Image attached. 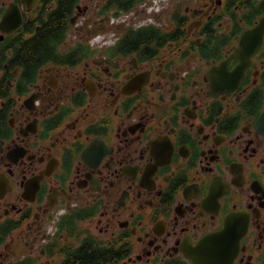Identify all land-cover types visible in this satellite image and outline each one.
I'll return each instance as SVG.
<instances>
[{"label":"flooded vegetation","instance_id":"1","mask_svg":"<svg viewBox=\"0 0 264 264\" xmlns=\"http://www.w3.org/2000/svg\"><path fill=\"white\" fill-rule=\"evenodd\" d=\"M62 1L0 0V264H264V0Z\"/></svg>","mask_w":264,"mask_h":264},{"label":"trees","instance_id":"2","mask_svg":"<svg viewBox=\"0 0 264 264\" xmlns=\"http://www.w3.org/2000/svg\"><path fill=\"white\" fill-rule=\"evenodd\" d=\"M113 1V8L115 10H117L116 13H119V11L122 9L124 10V12L126 11H130L132 10L133 8H135V6L137 4H139L140 2H143V1H146V0H112ZM63 5H65L67 3L66 0H63L62 1ZM60 12H58L56 14V18L59 19L60 16H59ZM49 29H45V31H48ZM47 33H45L44 35H46ZM42 41H43V38L40 37L38 38L37 40H34V41H31L29 43H27V47L29 48L30 52L33 53V55H35L34 53H36L37 51V48H39V46L42 44Z\"/></svg>","mask_w":264,"mask_h":264},{"label":"rangeland","instance_id":"3","mask_svg":"<svg viewBox=\"0 0 264 264\" xmlns=\"http://www.w3.org/2000/svg\"><path fill=\"white\" fill-rule=\"evenodd\" d=\"M163 1H165V3H166L169 0H163ZM160 4H159V2L156 3V2L152 1L150 3V5H152V6H149V7H151V8L152 7H159ZM149 7H148V3L140 2L138 5L135 6V8H133L130 11H127L126 13H128V14H124L126 17L125 19H127V22H132V23H136V24L141 23L142 24L144 21V14L143 13H144V11H147V8H149ZM116 18H118V16H116ZM139 20H141V21L139 22Z\"/></svg>","mask_w":264,"mask_h":264},{"label":"water","instance_id":"4","mask_svg":"<svg viewBox=\"0 0 264 264\" xmlns=\"http://www.w3.org/2000/svg\"><path fill=\"white\" fill-rule=\"evenodd\" d=\"M5 18H6V16H5ZM262 118H263V121H264V114L262 115Z\"/></svg>","mask_w":264,"mask_h":264}]
</instances>
